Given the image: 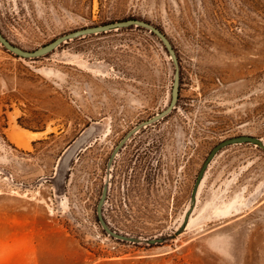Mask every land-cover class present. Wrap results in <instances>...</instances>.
Wrapping results in <instances>:
<instances>
[{
    "label": "rangeland",
    "instance_id": "374dc122",
    "mask_svg": "<svg viewBox=\"0 0 264 264\" xmlns=\"http://www.w3.org/2000/svg\"><path fill=\"white\" fill-rule=\"evenodd\" d=\"M0 264H264V0H0Z\"/></svg>",
    "mask_w": 264,
    "mask_h": 264
},
{
    "label": "bare ground",
    "instance_id": "6f19581e",
    "mask_svg": "<svg viewBox=\"0 0 264 264\" xmlns=\"http://www.w3.org/2000/svg\"><path fill=\"white\" fill-rule=\"evenodd\" d=\"M25 133H27V134H30V135H34V136H39V135H41V132H29V131H27V130H25ZM11 138H12V140L16 143V144H18V145H20V146H23V144H22V142L19 140V139H17V137L16 136H14L13 134H12V136H11Z\"/></svg>",
    "mask_w": 264,
    "mask_h": 264
},
{
    "label": "crops",
    "instance_id": "0c3cea01",
    "mask_svg": "<svg viewBox=\"0 0 264 264\" xmlns=\"http://www.w3.org/2000/svg\"><path fill=\"white\" fill-rule=\"evenodd\" d=\"M35 132H40V131H35Z\"/></svg>",
    "mask_w": 264,
    "mask_h": 264
}]
</instances>
